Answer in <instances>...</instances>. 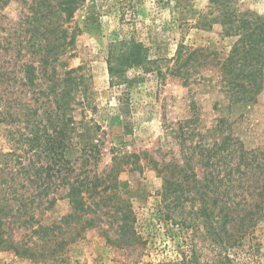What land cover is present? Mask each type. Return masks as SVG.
Wrapping results in <instances>:
<instances>
[{
	"label": "rangeland",
	"instance_id": "rangeland-1",
	"mask_svg": "<svg viewBox=\"0 0 264 264\" xmlns=\"http://www.w3.org/2000/svg\"><path fill=\"white\" fill-rule=\"evenodd\" d=\"M31 3L0 0V179L18 194L32 192L20 163L42 162L43 155L30 150L48 142L46 134L41 141L43 127L50 134L56 126L48 76L54 69L59 84L66 72L80 67L71 75H84L80 88L85 90L75 95L67 111L71 122L65 156L74 170L71 176L84 178V189L90 190L83 194L90 211L65 231L76 232L88 218L94 225L55 256L46 250L31 262L0 251V264H159L177 261L178 252L188 253L192 244L203 258H210L209 242L195 215L202 203L200 192H226L235 202V139L248 150L264 151V75L263 89L252 101L235 102L225 89L221 65L238 37L225 34L220 22L209 28L203 24L222 15L235 20V11L263 16L264 0H82L71 18L59 21L71 43L44 74L39 57H31L25 44L31 34ZM128 42L142 46L143 63L125 69L122 83L111 84L109 48ZM183 46L202 53L187 64L194 65L189 76H173V59ZM30 62L37 75L32 88L24 86L19 70ZM35 131L39 141L28 142ZM209 176L215 183L207 188ZM166 181L171 190L177 184L187 189L181 204L163 197ZM51 191L63 195L67 187L54 185ZM123 206L132 211L141 238L126 250L112 245L120 223L114 212ZM70 207L67 198L58 200L41 216V225L58 222L71 213ZM31 237L24 228L14 233L16 241ZM230 254L236 264H264V222Z\"/></svg>",
	"mask_w": 264,
	"mask_h": 264
},
{
	"label": "trees",
	"instance_id": "trees-1",
	"mask_svg": "<svg viewBox=\"0 0 264 264\" xmlns=\"http://www.w3.org/2000/svg\"><path fill=\"white\" fill-rule=\"evenodd\" d=\"M53 1L56 2L53 3ZM81 3L82 0H32L29 8L30 17H27L31 34L25 44L31 57H39L41 73L44 74L56 57L66 52L69 47L71 42H66V32L60 29L59 21L63 16L71 18ZM218 22L224 27L225 34L231 33L238 37L235 46L221 65L225 76L223 79L225 89L235 102L252 101L263 89L264 15H249L247 12L235 11V20L231 19V15H222L221 19L215 16L210 22L204 20L203 27L209 28L213 23ZM141 49L142 46L135 42L115 43L110 46L107 64L111 84L123 82L125 69L142 65ZM201 53L202 50L180 47L173 59L170 74L177 77L189 76L194 65L187 64L194 60L196 54ZM80 69L79 67L66 72L59 84L53 78L54 69L48 76L51 85L47 89L55 95L54 124L56 126H52L50 134H48L49 127H43L44 135L41 141H44L46 134L48 142L30 150L33 155H43L42 162L38 164V162L29 161L26 166L20 163L21 170H25L24 173L27 174V177L23 178L24 183L28 182V187H33L32 192L25 191L18 194L12 185L9 186L6 180L0 179V185H6L5 188L0 189V251L15 253L31 262L43 257L46 250L49 256H55L69 240L78 237L81 230L94 225V220L88 218L83 220L76 232L65 231L71 227L73 220L75 222L77 220L78 223V219L90 211L83 196L90 190L84 189V178L71 176L74 170L65 156L69 138L68 126L71 122L67 111L71 110V101L75 99V95L85 90L84 87L80 88L84 82V75H71L72 72L80 71ZM19 70L22 73L24 86L28 85L29 88L37 86L36 67L33 62L22 64ZM60 85L61 89H59ZM50 114V112L47 113L48 117ZM49 120L52 125L51 118H48ZM28 137V142L39 141L36 131ZM5 165L8 164L5 163ZM2 170L0 169V172ZM214 183L215 179L212 176L206 178L207 188ZM20 185L22 189L26 188L23 182ZM54 185L65 186L67 191L63 195L51 194ZM170 185L171 183L166 181L163 197L167 199L171 196L173 203L181 204V195H184L183 191L187 189L177 184V188L171 190L168 188ZM95 192H91L87 198L97 194ZM200 197L202 203L195 211V215L202 222L201 226L209 242L207 247L212 256L203 258L199 248L192 244L188 253L178 252L180 258L177 261L159 264H236V258L234 262L230 251L240 247L256 227L264 222V151L248 150L235 139V202L231 201L232 198H227L229 195L226 192L218 196L212 190L202 191ZM63 198L68 199L71 213L50 226L41 225L40 220L44 212L54 207L56 202ZM219 199H222V204L215 213ZM114 213L120 223L114 231L115 238L112 245H115V249L134 248L141 242V238L134 227L135 219L132 211L123 206L115 209ZM20 228L30 231L32 236L30 241L14 239L15 231ZM33 238L36 239L33 240ZM39 240L42 244L38 245ZM50 244L54 246L50 248ZM127 264H138V261L131 260Z\"/></svg>",
	"mask_w": 264,
	"mask_h": 264
}]
</instances>
